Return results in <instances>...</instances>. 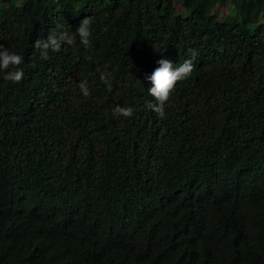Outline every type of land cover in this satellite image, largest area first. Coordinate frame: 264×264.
Returning a JSON list of instances; mask_svg holds the SVG:
<instances>
[{
  "label": "trees",
  "instance_id": "1",
  "mask_svg": "<svg viewBox=\"0 0 264 264\" xmlns=\"http://www.w3.org/2000/svg\"><path fill=\"white\" fill-rule=\"evenodd\" d=\"M227 1L0 0V264H264V0ZM191 50L158 113L146 75Z\"/></svg>",
  "mask_w": 264,
  "mask_h": 264
},
{
  "label": "clouds",
  "instance_id": "2",
  "mask_svg": "<svg viewBox=\"0 0 264 264\" xmlns=\"http://www.w3.org/2000/svg\"><path fill=\"white\" fill-rule=\"evenodd\" d=\"M93 20L87 17L82 20L79 26L72 32L64 29L61 24H56L50 28L47 38H38L34 42V46L41 50V56L47 58L49 51L58 52L62 45H72L76 37L79 38V43L83 46L90 44V38L93 35ZM197 55L195 50H191V57L184 60L178 66L172 60L161 58L157 61L158 66L145 79L150 81L148 92L155 97L158 102L153 106L149 102V106L160 114H163V105L167 101L170 91L174 88L179 80L187 79L194 67V58ZM24 56L20 52L11 50L0 44V74L5 81L18 83L24 77V68L22 67ZM79 90L83 96L90 95L88 82L81 80L79 82ZM115 112L125 117H130L133 114L131 107H117Z\"/></svg>",
  "mask_w": 264,
  "mask_h": 264
},
{
  "label": "rangeland",
  "instance_id": "3",
  "mask_svg": "<svg viewBox=\"0 0 264 264\" xmlns=\"http://www.w3.org/2000/svg\"><path fill=\"white\" fill-rule=\"evenodd\" d=\"M173 1L178 9L180 10L183 9L181 4L182 0H173ZM215 11L219 13V16L221 18L229 15L230 16L229 19H233L234 17L238 19H242L247 14V12H241L235 8L234 0H228L223 5H221V7L218 4ZM263 12H264V3L262 5V13ZM262 22H264L263 14H261V16L258 18V23H262ZM255 25L256 24H250V26H255Z\"/></svg>",
  "mask_w": 264,
  "mask_h": 264
}]
</instances>
